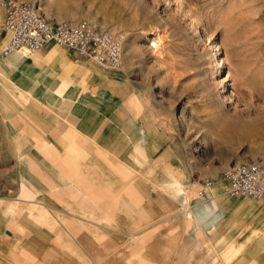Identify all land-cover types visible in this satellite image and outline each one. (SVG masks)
Listing matches in <instances>:
<instances>
[{"label": "rangeland", "instance_id": "374dc122", "mask_svg": "<svg viewBox=\"0 0 264 264\" xmlns=\"http://www.w3.org/2000/svg\"><path fill=\"white\" fill-rule=\"evenodd\" d=\"M17 1L34 2L51 20L92 21L121 35L120 67L112 71L120 78L126 112L135 118L151 115L167 125L168 165L154 173L169 170L187 179L184 209L169 193L155 190L168 199L152 192L148 204L153 210L138 215L132 210L138 203L126 193L124 212H94L90 227L51 228L45 234L79 236L78 241L88 242L61 244V250L98 252L108 264H264V206L258 201L219 194L227 200L217 210L215 228L198 237L192 232L195 222L187 218L208 190L198 193V179L216 177L238 162H264V0ZM154 30L161 38L158 51L146 39ZM45 48L42 63L54 62L60 47ZM50 51L54 56L48 57ZM8 57H0V63H10ZM197 145L209 159L194 152ZM154 173L147 179L149 188ZM165 205L168 211L155 210ZM29 230L12 232L22 238ZM5 251L24 249L0 238V253Z\"/></svg>", "mask_w": 264, "mask_h": 264}, {"label": "crops", "instance_id": "0c3cea01", "mask_svg": "<svg viewBox=\"0 0 264 264\" xmlns=\"http://www.w3.org/2000/svg\"><path fill=\"white\" fill-rule=\"evenodd\" d=\"M39 51L42 57L46 48ZM59 51L52 63L17 60L12 53L7 55L10 63H0V238L24 249L0 253V264H24L18 261L26 259L36 264H108L107 256L98 252L61 250V244L88 242L78 241L79 236L66 239L45 230L87 228L94 212H124L126 193L138 203L132 208L138 215L153 210L148 204L152 192L168 199L155 190L169 193L182 209L189 199L186 177H174L169 170L154 173L168 165L167 125L151 115L135 118L126 112L114 71L71 63L87 61L62 47ZM54 54L50 51L48 57ZM219 194L214 186L193 205L194 215L187 218L195 222V237L214 230L217 210L227 200ZM143 197L145 203L139 205ZM165 206L155 210L168 211ZM16 228L30 230L17 238L12 232Z\"/></svg>", "mask_w": 264, "mask_h": 264}, {"label": "built area", "instance_id": "2783aa9c", "mask_svg": "<svg viewBox=\"0 0 264 264\" xmlns=\"http://www.w3.org/2000/svg\"><path fill=\"white\" fill-rule=\"evenodd\" d=\"M2 18L0 57L24 49L36 52L48 44L62 47L76 59L90 61L107 70H118L122 55V37L92 21L75 23L46 18L31 1L0 0ZM219 187L228 197L258 201L264 206V162L242 161L221 169L216 177H201L198 193Z\"/></svg>", "mask_w": 264, "mask_h": 264}, {"label": "bare ground", "instance_id": "6f19581e", "mask_svg": "<svg viewBox=\"0 0 264 264\" xmlns=\"http://www.w3.org/2000/svg\"><path fill=\"white\" fill-rule=\"evenodd\" d=\"M42 1V0H41ZM57 21V20H55ZM70 23V22H69ZM194 24V23H193ZM148 36V35H147ZM147 41L148 42H153L154 43V51H158L159 50V47H160V44H161V38H160V33H159V30H154L151 34V36H148L147 38ZM48 47V46H47ZM16 54L17 57L19 58H29L31 59L34 63L35 61H40V62H43L44 61V58H42L41 56H39L38 54H36L35 52H28L24 49H20L19 51H16V52H13L12 54ZM38 63V62H37ZM220 64V63H219ZM225 77L222 78V80H220V82H224L223 80ZM223 102L224 103H227L228 102V97L227 98H224L223 99ZM247 134V133H246ZM199 152L200 154H203V150L201 147H199L198 145L196 146L194 152ZM204 157H208V156H204ZM207 159V158H206ZM209 159V157H208ZM205 193V192H204Z\"/></svg>", "mask_w": 264, "mask_h": 264}]
</instances>
